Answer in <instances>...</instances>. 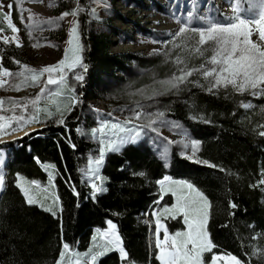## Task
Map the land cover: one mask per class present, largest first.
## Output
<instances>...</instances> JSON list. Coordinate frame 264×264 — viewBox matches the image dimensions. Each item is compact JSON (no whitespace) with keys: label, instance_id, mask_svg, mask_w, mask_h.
Segmentation results:
<instances>
[{"label":"snow or ice","instance_id":"obj_1","mask_svg":"<svg viewBox=\"0 0 264 264\" xmlns=\"http://www.w3.org/2000/svg\"><path fill=\"white\" fill-rule=\"evenodd\" d=\"M24 2L25 0H14V2L10 0L5 5L4 0H0V21L6 25V27H0V41L5 45L23 46L20 37L21 29L13 19L14 12L18 13L29 39H34L33 32L42 24L55 23L51 17L45 21L36 19L32 10L23 6ZM28 2H36V0H28ZM38 2L43 3V0ZM92 3L103 4L104 0H92ZM228 3L232 9L231 14L220 12L216 15L201 14L196 11L195 4L181 16H176L174 13V19L180 25L178 30L169 32L170 39L154 40V43H161L165 47L153 49L151 53L162 55L165 58L164 63H171L173 70L163 79H156L154 76L153 84H158V88L153 87L151 91H148L146 86L130 93L140 95L152 103L145 106L135 101L133 107L127 109L130 115L124 120L117 119L111 113L107 114V118L97 115V127L90 130V135L93 139H98L99 148L98 155L89 156L87 167L83 170L82 182H86L91 189L90 193L84 196L85 200L91 199L95 202L98 193L108 191L105 186L108 178L100 173L106 154L119 153L128 146L137 145L148 131L155 133L161 142L157 145V150L165 168L169 167V145H176L180 149V157L227 173L221 165L197 155L202 141L192 138L180 122L169 119L166 115L169 109L160 107L158 98L167 95L178 96L188 89L189 85L199 87L212 95H218L223 90L225 95L231 91L233 94L247 93L252 97H264V0H228ZM104 6L107 8L106 4ZM83 10L77 3V6L70 11L60 13L57 19L77 17ZM90 11L93 17H98L96 8L93 7ZM25 12L28 13L27 17L24 15ZM6 31L11 35L2 34ZM67 45L60 60L39 68L11 57L19 66L16 71H13L4 66V57L0 55V88L7 86L19 91L24 87L43 85L35 96L10 98L11 108L8 110L10 115L4 114L5 100L0 98V144L5 143L3 136L22 130L31 123H41V113L46 119H54L57 125H64L67 129L66 114L71 113L77 104L82 103L83 95L77 93L75 86L69 82L68 73H72L73 79L82 85L88 70V66L84 63L83 45L78 36V20L72 21ZM38 46H40L38 42L33 44V47ZM195 58H199L198 64L191 63ZM50 86H54V89ZM240 106L244 109L254 108L251 102L241 101ZM149 108L154 110L150 111ZM93 111L99 113L98 109ZM120 111L123 112L125 109ZM190 118L194 121L201 120L206 124L213 122L205 118L203 114L191 115ZM139 121H145V123H138ZM164 127L176 132L180 138L170 140L164 137L160 132V129ZM254 128L264 129V124L255 125ZM76 131L81 132V129L77 128ZM258 134L264 137V130L259 131ZM65 139L75 149L76 145L71 142L70 135ZM152 142L155 143V140ZM34 159L37 163H41L39 157ZM4 165V149L0 148V192L6 188ZM48 167L55 168V165ZM123 167L121 165V170ZM131 175L146 177V172L133 171ZM16 177L15 183L28 205L39 204L53 217H57L58 211L63 212L58 194L53 193L51 196L54 206L45 207V204L34 195L35 188L39 187V181L31 180L21 183L20 173H16ZM48 180L51 185L54 180V173L51 171L48 173ZM155 183L158 185V191L157 198L152 202L156 207L152 209L151 215L154 217L155 224L154 255L159 264H252L253 257L256 258L257 264H264V247L255 244L248 245L251 252H245L246 260L230 252L213 251L219 246L213 242L209 231L212 201L195 183L188 179H175L167 174ZM69 187L73 195L80 196L75 185L69 184ZM249 187L259 188L264 192V168L260 169L259 179L250 183ZM169 194L173 202H165L161 206V201ZM227 208L228 215L234 217L240 205L235 199L229 198ZM143 215L147 216L149 213L146 212ZM177 218L182 220L183 227L170 231L165 220ZM106 223L108 227L96 228L87 249L80 251L69 242L63 241L61 218L62 245L54 264H102V258L113 252L118 253L120 264H137L126 249L117 224L111 219H108ZM145 223L150 221L146 220ZM222 227H227V222ZM248 227L254 228V224H249ZM261 236H264V233H255L251 239L255 241Z\"/></svg>","mask_w":264,"mask_h":264},{"label":"trees","instance_id":"obj_2","mask_svg":"<svg viewBox=\"0 0 264 264\" xmlns=\"http://www.w3.org/2000/svg\"><path fill=\"white\" fill-rule=\"evenodd\" d=\"M88 22V19L82 21L80 34L85 46H91L83 56L90 70L89 80L95 86L103 77L116 79L115 72L126 71V58L112 54V43L104 34L85 32L84 25ZM20 53V48H1L4 59L8 55L19 59ZM148 63L147 66L159 74L164 73L165 68L158 60ZM94 99L96 97L92 95L87 101ZM159 100L169 109L166 113L169 119L180 122L192 138L202 141L197 155L221 165L227 173L188 161L180 157L176 148H171L169 167L165 168L159 156L141 143L128 146L119 153L106 154L100 173L108 178L105 181L108 191L98 193L95 202L85 200L84 196L91 189L82 182V171L94 146L86 134L76 129L90 130L92 122L82 119L83 112L77 105L66 114L67 129L52 120H43L45 127L20 142V148L12 154L6 170V188L0 199V264H54L62 245L61 218L63 241L80 251L87 249L95 229H105L106 221L111 219L117 224L126 249L137 264H159L154 255L151 211L158 191L155 181L166 174L192 181L212 201L209 231L213 242L219 246L213 251L230 252L246 260L244 254L251 252L250 243L264 247V236L255 241L251 239L255 233H264V192L249 187L259 179L260 169L264 168V137L258 134L264 129L254 128L264 124V97L231 91L225 95L223 90L212 95L189 86L178 96H162ZM137 101L144 105L149 102L143 97ZM241 101L251 102L254 108H242ZM199 114L213 122L206 124L190 118ZM69 135L75 149L65 139ZM34 157H39L40 167ZM49 165H55V168ZM50 171L54 173V192L59 195L63 207L57 217L38 206L28 205L15 183L16 173L29 181L44 183ZM133 171H145L146 177H133ZM69 184L75 185L79 197L73 195ZM229 198L240 205L234 217L228 215ZM165 202L172 203V197L166 195L161 206ZM146 212L149 213L147 217L143 215ZM146 220L150 223H145ZM226 222L227 227H222ZM165 224L170 231L183 227L180 218L166 219ZM249 224H254V228H249ZM102 264H120L118 253L102 258ZM252 264H257L255 257Z\"/></svg>","mask_w":264,"mask_h":264},{"label":"rangeland","instance_id":"obj_3","mask_svg":"<svg viewBox=\"0 0 264 264\" xmlns=\"http://www.w3.org/2000/svg\"><path fill=\"white\" fill-rule=\"evenodd\" d=\"M9 2L10 0H4L5 5ZM11 2H14V0H11ZM77 3L84 9L80 12L79 16L57 19L60 13L70 11L73 7L77 6ZM50 4L51 6H49ZM105 4L107 8H105ZM193 4L196 5V11L201 14L211 13L216 15L217 12L231 14L232 11L228 0H104L103 4L89 3V0H43V3L38 2V0H36V2H28V0H25L23 6L31 9L36 19L45 21L51 17L55 23L42 24L33 32L34 39H29L24 25L21 24L19 20L18 13L14 12L13 19L21 29L20 37L23 41V46L16 47L15 44L5 45L0 41V55L1 48L12 46L21 49L18 60L32 67L39 68L47 64L56 63L63 57L64 50L68 47V33L73 20H78V36L83 45V52L89 51L91 46H85L81 40L80 34L81 27H83L81 24L82 21L88 19L89 22L84 25L85 32L91 34H104L106 37L110 38L112 43L110 50L112 54L121 57L124 56L126 58L125 69H127L124 72H115L117 76L116 79L112 77H103L95 86L92 84L91 80H89V69L85 73V80L82 85L73 79L72 73H68L69 82L75 86L77 93L83 94L81 97L82 103L77 105L81 107L83 112L82 119L85 120L87 118L92 122L91 130L93 127H97V115L107 118V114L111 113L119 120L128 118L130 115L129 112L127 110L122 112L120 109H123L124 106L133 104L142 97L130 93L134 92L136 89L145 88L146 86L148 91H151L153 87H159L158 84H153L154 76L156 79H163L171 73L173 70L171 63H164L165 58L162 55L151 54L153 49H162L165 47L163 44L154 43L153 41L170 39L168 35L169 32L177 31L180 26L174 19L173 14L175 13L176 16H181L183 13L190 10ZM102 6H104V8ZM93 7L96 8L98 17H93L91 15L90 10ZM5 11H7V8H5ZM24 15L27 17L28 13L25 12ZM219 18L222 19L223 17ZM0 27H6V25L0 21ZM2 34L11 35L8 31ZM37 42L40 46L33 47V44ZM155 59L165 68L163 74H159L154 68L147 66L149 64L148 62ZM139 61H142L140 65L138 64ZM199 62V58H195L191 61L193 64H198ZM84 63L87 65L85 57ZM3 64L13 71L19 68L9 55L6 59H3ZM193 79H195V77H193ZM41 86L43 85L28 86L19 91L7 86L5 88H0V98H4L5 100L4 114H11L8 111L11 108V104L9 103L10 98L19 99L35 96L39 92ZM50 87L54 89V86ZM92 95L95 96L96 99L87 101ZM249 96L252 97L251 95ZM160 98L161 97L158 99ZM25 102H27L26 99ZM151 103L152 102L149 101L145 106ZM159 106L163 107L161 103H159ZM93 109H98L99 113L93 111ZM148 110L151 111L154 110V108H149ZM16 111L17 114H19V109ZM40 119L42 122L43 120L54 121V119L51 118L46 119L43 113H41ZM42 122L31 123L22 130L2 137L5 143L0 144V148L4 149L5 163L12 158L14 150L20 148V142L31 137V135L45 127V122ZM138 123H145V121H139ZM90 130L86 131L82 128L80 132L81 134H86L88 140L94 146L93 151L86 157L83 170L87 167L89 156L95 157L98 155V139H93L91 137ZM160 132L164 137L170 140H177L180 138L176 132L170 131L167 127L161 128ZM25 133L28 134L25 135ZM18 134H21V136L17 137ZM153 140H155V143L152 142ZM141 143L148 145L159 156L157 145L161 142L156 137L155 133L148 131L147 135L138 144ZM171 148H176L178 153L180 151L178 146L169 145V160L172 151ZM35 162L37 163V161ZM37 164L39 167L41 166L40 163ZM26 181L29 180L22 177L21 183H25ZM97 183H99V181H97ZM53 193H55L54 188L52 184H49V180L44 183H39V187H36L34 191V195L40 199L41 203L45 204V207L54 206L51 199ZM34 205L40 207L39 204ZM41 209L44 210V208ZM151 218L153 225L152 239L155 243L154 217L151 215Z\"/></svg>","mask_w":264,"mask_h":264},{"label":"bare ground","instance_id":"obj_4","mask_svg":"<svg viewBox=\"0 0 264 264\" xmlns=\"http://www.w3.org/2000/svg\"><path fill=\"white\" fill-rule=\"evenodd\" d=\"M223 4V3H222ZM21 136V134H18L17 137ZM6 164V163H5ZM1 194V193H0Z\"/></svg>","mask_w":264,"mask_h":264},{"label":"water","instance_id":"obj_5","mask_svg":"<svg viewBox=\"0 0 264 264\" xmlns=\"http://www.w3.org/2000/svg\"><path fill=\"white\" fill-rule=\"evenodd\" d=\"M1 196H2V193L0 194V198H1Z\"/></svg>","mask_w":264,"mask_h":264},{"label":"crops","instance_id":"obj_6","mask_svg":"<svg viewBox=\"0 0 264 264\" xmlns=\"http://www.w3.org/2000/svg\"><path fill=\"white\" fill-rule=\"evenodd\" d=\"M107 227H108V225H107Z\"/></svg>","mask_w":264,"mask_h":264}]
</instances>
